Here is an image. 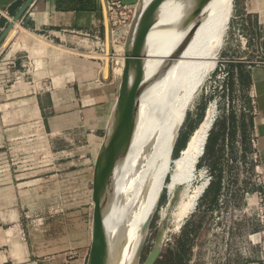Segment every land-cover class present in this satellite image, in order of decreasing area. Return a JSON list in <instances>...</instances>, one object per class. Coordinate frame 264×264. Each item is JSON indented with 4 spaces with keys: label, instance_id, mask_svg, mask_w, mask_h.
<instances>
[{
    "label": "crops",
    "instance_id": "crops-1",
    "mask_svg": "<svg viewBox=\"0 0 264 264\" xmlns=\"http://www.w3.org/2000/svg\"><path fill=\"white\" fill-rule=\"evenodd\" d=\"M24 1L0 0V34ZM115 1L138 0H32L0 45V264H86L88 247L72 257L33 240L37 204L28 197L47 195L57 176L76 169L82 185L92 182L114 103V86L95 76L107 52V5ZM223 55L229 75L200 158L213 180L183 227L196 232L208 213L216 221L228 212V228L216 221L217 229L238 231L230 249L243 252L218 264H264V224L237 212L255 149L264 197V64L255 63L264 61V0H232ZM91 195L86 189L85 204Z\"/></svg>",
    "mask_w": 264,
    "mask_h": 264
},
{
    "label": "bare ground",
    "instance_id": "bare-ground-1",
    "mask_svg": "<svg viewBox=\"0 0 264 264\" xmlns=\"http://www.w3.org/2000/svg\"><path fill=\"white\" fill-rule=\"evenodd\" d=\"M155 1L138 0L135 4L128 29L131 72L123 74L122 45L123 86L116 111L139 73L138 20ZM231 13L232 0H168L148 32L146 83L140 106L122 145L108 161L104 177L110 264H137L151 215L163 192L170 198L179 188L184 189L185 197L174 215L176 228L197 204L206 182L191 193L188 189L216 117L215 101L207 104L202 120L178 155L171 157L170 149L188 108L186 102L218 59ZM199 173L204 175L202 170Z\"/></svg>",
    "mask_w": 264,
    "mask_h": 264
},
{
    "label": "rangeland",
    "instance_id": "rangeland-1",
    "mask_svg": "<svg viewBox=\"0 0 264 264\" xmlns=\"http://www.w3.org/2000/svg\"><path fill=\"white\" fill-rule=\"evenodd\" d=\"M135 4L128 5L126 9L120 8L119 10H115L109 16L111 36H108V43L111 42V52H109L107 46V52L103 56L100 64V75L95 76L98 82L105 83L107 86H114L113 109L119 96L121 83V69L123 64L122 45H124L128 35L129 24L134 14ZM221 58H225L223 55V46L218 55V59L211 64L206 79L194 91L193 97L191 96L186 102L188 108L184 117L181 119L182 121L180 120L178 123L176 137L174 136L170 149L171 157L177 156L179 151L186 145L191 133L202 120L207 104L210 101H216V111L217 108L219 109L223 98V90L220 89V82L217 78L219 68L218 60ZM109 62L112 64L111 75H109ZM200 158L197 161L195 175L190 183L188 193H191L204 181L199 173L201 167L204 166L200 162ZM77 170H73V174L69 175V177L62 176L60 178L57 176V182L48 188L47 195L41 197L38 195H30L28 197V199H33L37 204L29 227V232L33 240L38 242L45 241L43 243L44 245L48 244L49 241L50 245L47 246V250L51 252L55 251L56 253L62 251L68 252L72 257L76 256L81 248H90L93 212L91 196L86 204L84 200L86 189L90 192L92 190V182L90 181L87 185H82L81 179L79 178L80 175L76 173ZM184 197L183 188L175 191L170 198L164 192L160 195L151 215L150 224L137 264L143 263L149 251L159 240L162 246L161 253H165L166 250L172 254L180 252L182 264H218L225 258L242 256L241 252H243V249L241 247L235 248L233 246L230 249L232 242H236L237 236L239 235L238 231L229 232L226 237L227 232L217 229L220 224L213 221L209 213V217L207 216L206 218L207 221L201 219V223L197 226L196 232H194L193 228L185 229L183 227L189 215L176 228L174 215L178 210L180 201ZM42 205L45 208L40 209ZM60 210H63V212ZM162 213L163 216H161ZM225 238L228 239V245L226 247Z\"/></svg>",
    "mask_w": 264,
    "mask_h": 264
},
{
    "label": "water",
    "instance_id": "water-1",
    "mask_svg": "<svg viewBox=\"0 0 264 264\" xmlns=\"http://www.w3.org/2000/svg\"><path fill=\"white\" fill-rule=\"evenodd\" d=\"M168 0H156L152 6H150L143 15L139 18L136 28L137 34V55L139 73L137 77L132 81L129 92L121 101L118 110L114 109L108 120L104 137L97 152L92 174V223H91V240L90 248L87 257L86 264H110V249L108 240L106 238L104 217H105V185L104 177L106 172V166L110 158L115 151L122 145L126 134L138 112L140 106V99L145 87V58H146V39L148 32L160 11L162 5ZM32 0H25L20 6L16 14L13 16L11 22L7 24L4 30L0 34V45L12 30L14 24L19 20L24 11L27 9ZM109 16V15H108ZM111 36V24L109 22V37ZM130 35L126 37L124 43V69L123 74H130L131 64L129 59V45ZM108 50L111 52V42L108 43ZM112 64L109 62V75L112 74ZM102 78V77H101ZM123 75L121 76V83L119 89V96L122 93ZM117 101V100H116ZM143 243L140 246L139 255L141 253ZM162 246L160 240L149 251L142 264H154L160 255ZM139 257V256H138Z\"/></svg>",
    "mask_w": 264,
    "mask_h": 264
},
{
    "label": "built area",
    "instance_id": "built-area-1",
    "mask_svg": "<svg viewBox=\"0 0 264 264\" xmlns=\"http://www.w3.org/2000/svg\"><path fill=\"white\" fill-rule=\"evenodd\" d=\"M128 6L122 4L119 1L111 2L107 5V11L108 15L110 16L112 13L115 12V10L126 9ZM238 37L241 38V34H238ZM219 62V68H218V74L217 78L220 82V89L224 91L225 83L228 79V68L227 64L230 62V59L225 57L218 60ZM256 64H264V61H255ZM222 91V92H223ZM216 102V101H215ZM244 110V108H243ZM219 113V109L217 108L216 116ZM216 118V117H215ZM255 147V146H254ZM225 158L227 159V162L232 163V160L229 156V153L226 152ZM245 179L250 182V185L244 186L242 188V205L239 207V210L237 211L238 214L241 216H244L245 218L249 219L250 222H256L260 227L264 224V197L260 190V186L262 185L263 179H262V169L258 166V155L256 149L252 151L249 156L246 158L245 162ZM203 171V180L206 182L205 187L202 190L203 194L205 189L209 186V184L213 180V174L211 173L210 169L207 166H202L201 169ZM230 213L221 212L219 216H217L215 219L216 221H224L221 223V228H228L227 224L225 222L228 221L230 218ZM215 221V222H216ZM220 227V226H218ZM228 235L226 234V237ZM262 251L264 253V246L262 245Z\"/></svg>",
    "mask_w": 264,
    "mask_h": 264
},
{
    "label": "trees",
    "instance_id": "trees-1",
    "mask_svg": "<svg viewBox=\"0 0 264 264\" xmlns=\"http://www.w3.org/2000/svg\"><path fill=\"white\" fill-rule=\"evenodd\" d=\"M209 135L210 134L208 133L204 148L206 147V143H207V140L209 139ZM181 248L183 247L181 246ZM181 261H182V258H181L180 252L172 254L171 252L166 250L165 253H161L158 256L154 264H182Z\"/></svg>",
    "mask_w": 264,
    "mask_h": 264
}]
</instances>
